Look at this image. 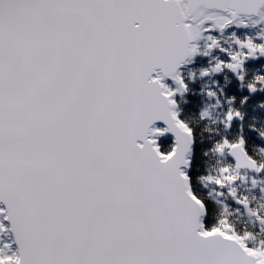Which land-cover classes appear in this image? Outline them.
Listing matches in <instances>:
<instances>
[{
	"label": "snow or ice",
	"instance_id": "obj_1",
	"mask_svg": "<svg viewBox=\"0 0 264 264\" xmlns=\"http://www.w3.org/2000/svg\"><path fill=\"white\" fill-rule=\"evenodd\" d=\"M262 10L264 0H0V264H264V203L237 189L264 193V159L241 125L205 149L214 173H196L177 102L185 65L206 58L199 76L230 72L242 93L208 90L227 105L221 124L243 119L234 105L264 94V71L247 69L264 58V29L237 30ZM200 184L220 198L215 218ZM232 205L254 231L233 227Z\"/></svg>",
	"mask_w": 264,
	"mask_h": 264
},
{
	"label": "trees",
	"instance_id": "obj_2",
	"mask_svg": "<svg viewBox=\"0 0 264 264\" xmlns=\"http://www.w3.org/2000/svg\"><path fill=\"white\" fill-rule=\"evenodd\" d=\"M206 58H200L196 68L194 71L196 74H199V68L202 65H206ZM258 64L247 67L248 76L251 78L258 69ZM257 66V67H256ZM224 75H228V81L222 83V79ZM186 78L189 79V94L184 100H179L180 111L183 118L189 123V125L193 129V135L195 140L194 152H193V163L196 169V173L200 175H207L209 173H213V169L219 166L218 158L209 153L207 157L203 155L205 149L209 148L212 141L218 136L228 135L230 137H237L241 135V125H243L242 134L247 139V147L250 152H252L258 159H263V155L260 153L259 140L258 135L259 132L264 131V94H257L250 98V100L243 106L236 104L234 107L240 110L243 119L236 120L232 123V125L225 129L221 124V119L223 117V113L227 108V105H223L219 109V113L222 112V115L219 119L217 117H207L205 119H201V112L204 104H205V96L206 94L205 81H192L190 77L186 74ZM220 81V86L226 88V95H241L242 93L239 91L238 81L235 79L234 75L230 72H222L218 78ZM211 84V83H210ZM221 91V90H220ZM219 94V92H218ZM201 189V195L205 200L208 201L210 206V217L215 218L222 206L219 205L209 193H207L206 188L203 184L199 185ZM230 221L233 227L237 231H254V228L251 227V224L244 219H240L235 213L231 210ZM211 221L206 220V223H210Z\"/></svg>",
	"mask_w": 264,
	"mask_h": 264
},
{
	"label": "rangeland",
	"instance_id": "obj_3",
	"mask_svg": "<svg viewBox=\"0 0 264 264\" xmlns=\"http://www.w3.org/2000/svg\"><path fill=\"white\" fill-rule=\"evenodd\" d=\"M210 99H216L215 97H211ZM211 110L214 112V111H216L217 110V104H213L212 103V105H211ZM208 113H209V110H206ZM210 114V113H209ZM240 174L242 175V176H251V175H249V174H247V173H242V172H240ZM212 187L214 188V190L212 191L213 193H216V191H215V187H214V185H212ZM237 189L238 190H246L247 191V193H254L255 194V192L256 193H260V194H262L263 196H264V193H262V192H260L259 191V189L258 188H252L251 187V185L248 183V182H240L238 185H237ZM257 189V190H256ZM256 190V191H255ZM261 198V197H260Z\"/></svg>",
	"mask_w": 264,
	"mask_h": 264
},
{
	"label": "water",
	"instance_id": "obj_4",
	"mask_svg": "<svg viewBox=\"0 0 264 264\" xmlns=\"http://www.w3.org/2000/svg\"><path fill=\"white\" fill-rule=\"evenodd\" d=\"M262 11H264V10H262ZM243 18L245 19L247 25H249V24L258 25V24H261V23L264 22V20H261L260 16L256 15V14H246V15H244ZM194 63H195V61L192 62V63L186 64L184 69L188 68L189 66L193 65ZM185 94H186V92L184 94H182V95H178V97H182ZM193 148H194V142L192 144L191 157H193Z\"/></svg>",
	"mask_w": 264,
	"mask_h": 264
},
{
	"label": "bare ground",
	"instance_id": "obj_5",
	"mask_svg": "<svg viewBox=\"0 0 264 264\" xmlns=\"http://www.w3.org/2000/svg\"><path fill=\"white\" fill-rule=\"evenodd\" d=\"M260 62H264V58H261L260 60H258ZM256 61L255 62H250L249 65L252 66V65H255Z\"/></svg>",
	"mask_w": 264,
	"mask_h": 264
}]
</instances>
